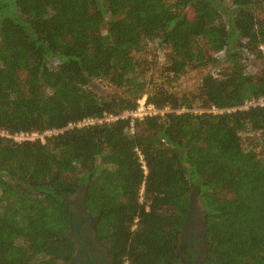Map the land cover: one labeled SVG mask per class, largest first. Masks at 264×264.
I'll return each mask as SVG.
<instances>
[{
  "label": "trees",
  "instance_id": "obj_1",
  "mask_svg": "<svg viewBox=\"0 0 264 264\" xmlns=\"http://www.w3.org/2000/svg\"><path fill=\"white\" fill-rule=\"evenodd\" d=\"M147 40L166 52V80L222 51L229 66L196 93L150 87L134 57ZM246 53L259 73L247 72ZM92 80L123 91L102 97ZM143 96L165 112L133 132L127 119L67 128ZM260 100L264 0H0V132L62 130L44 141L0 134V264H71L67 197L83 187L114 264H181L194 189L209 244L200 264H264V105H248ZM249 132L262 155L245 148Z\"/></svg>",
  "mask_w": 264,
  "mask_h": 264
},
{
  "label": "rangeland",
  "instance_id": "obj_2",
  "mask_svg": "<svg viewBox=\"0 0 264 264\" xmlns=\"http://www.w3.org/2000/svg\"><path fill=\"white\" fill-rule=\"evenodd\" d=\"M105 32V31H104ZM232 49H236V44L234 43ZM224 51L218 53V62L214 65H210L202 68H192L189 69L187 73L179 76H171L168 80L163 76V67L166 65V52L161 48L159 43L155 40H147L146 44L135 51L134 57L141 64L147 68L146 78L151 81V86H159L165 84V87L178 95L185 93H196L201 85L202 77L207 73H212L214 75L218 74L220 71L226 70L229 66L227 61H224ZM245 66L248 73L257 74L261 71L263 67V62L251 54L246 53L245 55ZM153 83V84H152ZM90 88L100 96L111 97L114 95H120L123 91L122 89H117L111 86L105 80H92L90 82ZM201 103H197L196 110H203L200 108ZM216 113H221V111L213 110ZM223 112V111H222ZM243 143L245 148H254L257 152H260V155L263 154L262 147L260 145L259 136L255 132H249L242 134ZM77 194V193H76ZM68 196L67 200L69 203L77 201V195ZM83 194V193H82ZM190 205H194V211L198 213L202 210V205L199 200V195L197 190H193L190 195ZM71 206V205H70ZM190 206V208H191ZM196 215V217H199ZM203 220V219H202Z\"/></svg>",
  "mask_w": 264,
  "mask_h": 264
},
{
  "label": "flooded vegetation",
  "instance_id": "obj_3",
  "mask_svg": "<svg viewBox=\"0 0 264 264\" xmlns=\"http://www.w3.org/2000/svg\"><path fill=\"white\" fill-rule=\"evenodd\" d=\"M84 192L85 187L76 194L77 201L70 203L73 220L70 235L77 247L76 255L71 264H114L111 256L96 239L94 232L96 218L91 216L83 207ZM193 208L194 205L190 208L189 219L184 225L178 247V253L182 260L181 264H200L209 249L204 224V209L202 207L198 213ZM198 214L200 216L196 217Z\"/></svg>",
  "mask_w": 264,
  "mask_h": 264
},
{
  "label": "built area",
  "instance_id": "obj_4",
  "mask_svg": "<svg viewBox=\"0 0 264 264\" xmlns=\"http://www.w3.org/2000/svg\"><path fill=\"white\" fill-rule=\"evenodd\" d=\"M255 104L264 105V100H260L257 103H249L248 105H255ZM160 112L163 114L165 112V110L158 111L152 104L147 103V97L143 96L142 98H140L138 100V105L134 110H127V111H124L123 113H120L118 115L104 114L102 117H98V118H94V117L84 118L77 123L70 124L67 128H74V127L84 128V127H89L92 125H98V124H102V123H111V122H115L118 120H126L127 119L130 122V130L133 132L134 128H135L134 127L135 122L137 119H143L145 116L157 115ZM61 131L62 130H49L43 134H39V133H17L14 135H9V134H6L5 132H0V134L9 136L10 138H13L17 142L33 141V140H36L38 138H40L42 141H44L46 136L58 134Z\"/></svg>",
  "mask_w": 264,
  "mask_h": 264
}]
</instances>
